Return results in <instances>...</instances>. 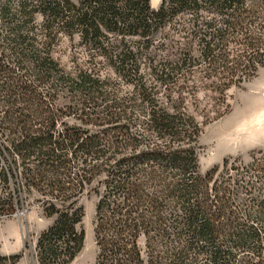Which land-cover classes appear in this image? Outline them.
Here are the masks:
<instances>
[{
	"label": "trees",
	"instance_id": "obj_1",
	"mask_svg": "<svg viewBox=\"0 0 264 264\" xmlns=\"http://www.w3.org/2000/svg\"><path fill=\"white\" fill-rule=\"evenodd\" d=\"M150 1L0 0V218L35 198L36 264H72L91 193L95 264H264V154L205 174L197 155L264 69V0Z\"/></svg>",
	"mask_w": 264,
	"mask_h": 264
},
{
	"label": "rangeland",
	"instance_id": "obj_2",
	"mask_svg": "<svg viewBox=\"0 0 264 264\" xmlns=\"http://www.w3.org/2000/svg\"><path fill=\"white\" fill-rule=\"evenodd\" d=\"M156 4L155 8L159 6ZM76 42L64 40L55 52V57L69 70L76 59L77 63L85 61V55ZM198 100L199 109L196 112L191 107L189 109L201 123L204 120L201 111L206 106L208 111L210 106L206 105L208 99L203 93L198 94ZM226 101L229 108L223 116L202 126L197 150L201 174L214 166H221L224 159L239 158L242 164H248L253 153L260 151L264 154V69L242 87L230 89ZM34 199L30 197L26 206L11 217L0 218V253L5 256L21 254L17 264H36L33 253L37 239L52 223L51 219L43 217ZM97 202L98 197L93 193L85 194L81 199L84 218L80 229L84 231L85 240L83 249L72 264L96 263L98 250L94 228Z\"/></svg>",
	"mask_w": 264,
	"mask_h": 264
},
{
	"label": "water",
	"instance_id": "obj_3",
	"mask_svg": "<svg viewBox=\"0 0 264 264\" xmlns=\"http://www.w3.org/2000/svg\"><path fill=\"white\" fill-rule=\"evenodd\" d=\"M161 1H162V0H159V3H158L159 5H160ZM158 4H156V5H158ZM150 6H151V8H153V9H157V8L159 7V6H158V7L155 8V7H154V4H151V2H150ZM16 216H18V213L16 214Z\"/></svg>",
	"mask_w": 264,
	"mask_h": 264
},
{
	"label": "bare ground",
	"instance_id": "obj_4",
	"mask_svg": "<svg viewBox=\"0 0 264 264\" xmlns=\"http://www.w3.org/2000/svg\"><path fill=\"white\" fill-rule=\"evenodd\" d=\"M159 0H151V4H156Z\"/></svg>",
	"mask_w": 264,
	"mask_h": 264
},
{
	"label": "crops",
	"instance_id": "obj_5",
	"mask_svg": "<svg viewBox=\"0 0 264 264\" xmlns=\"http://www.w3.org/2000/svg\"><path fill=\"white\" fill-rule=\"evenodd\" d=\"M3 255V254H2Z\"/></svg>",
	"mask_w": 264,
	"mask_h": 264
}]
</instances>
